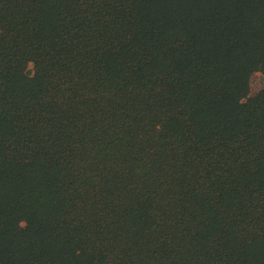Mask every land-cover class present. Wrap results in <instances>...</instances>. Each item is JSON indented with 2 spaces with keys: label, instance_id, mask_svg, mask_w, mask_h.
Returning a JSON list of instances; mask_svg holds the SVG:
<instances>
[{
  "label": "trees",
  "instance_id": "obj_1",
  "mask_svg": "<svg viewBox=\"0 0 264 264\" xmlns=\"http://www.w3.org/2000/svg\"><path fill=\"white\" fill-rule=\"evenodd\" d=\"M264 0H0V264H264Z\"/></svg>",
  "mask_w": 264,
  "mask_h": 264
},
{
  "label": "rangeland",
  "instance_id": "obj_2",
  "mask_svg": "<svg viewBox=\"0 0 264 264\" xmlns=\"http://www.w3.org/2000/svg\"><path fill=\"white\" fill-rule=\"evenodd\" d=\"M264 89V74L255 72L251 77V95H255Z\"/></svg>",
  "mask_w": 264,
  "mask_h": 264
}]
</instances>
